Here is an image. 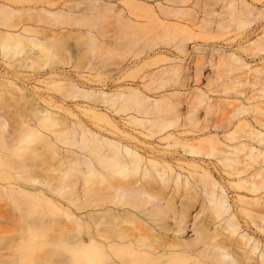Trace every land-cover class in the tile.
Returning <instances> with one entry per match:
<instances>
[{"label":"bare ground","instance_id":"bare-ground-1","mask_svg":"<svg viewBox=\"0 0 264 264\" xmlns=\"http://www.w3.org/2000/svg\"><path fill=\"white\" fill-rule=\"evenodd\" d=\"M105 22L141 49L136 57L145 53L115 68L114 90L97 79L106 63L95 52L123 46L103 39ZM260 27L264 0H0V209L17 218L22 259L264 264V104L217 116L225 103L215 107L202 90L162 94L208 77L214 46L197 40L225 33L248 41L233 47L244 54L223 51L218 63L263 93L264 56L261 66L248 60L264 54V34L252 35ZM45 246L63 257H36Z\"/></svg>","mask_w":264,"mask_h":264},{"label":"rangeland","instance_id":"rangeland-1","mask_svg":"<svg viewBox=\"0 0 264 264\" xmlns=\"http://www.w3.org/2000/svg\"><path fill=\"white\" fill-rule=\"evenodd\" d=\"M107 23H108V21H106ZM106 22H105V24H106ZM259 26H261V25H259ZM103 27L106 29H104L103 30V36L104 35H106L105 37H103V39L104 40H107V41H109V42H112V41H120V44H123V46L118 50V51H120V52H118V51H113L114 49H111V51L109 52L108 50L110 49V48H112V47H109V45L107 46V45H104V47L102 46V48H106V50H107V52H103V50H101V53L103 52V54H101V53H99L98 51H96L95 52V54L94 55H96V57H98L99 58V63H101L102 61H105V67H102V71L100 70V72H99V74H97L98 76H99V78L97 77V79L98 80H100L101 81V85H105V86H108V88L107 89H110V90H114V89H116V87H112L111 85V82H112V76H114V74H115V68H117V67H119V68H126V67H129V66H131V65H134V62L135 61H137V58L138 57H136L135 56V54L137 55V53L138 52H140V48L138 49V47H134V46H132L131 44H130V41H129V37H127V36H125V38L124 37H122V34H121V36L120 35H118L117 37H115V38H113L112 36H113V32H109V29H108V24H106V25H103ZM256 27H258V24L256 25ZM256 29V28H255ZM262 31H261V30ZM260 29L258 30V32L256 31L255 32V34H254V32H253V36H257V37H260V36H263L262 34H264V27H260ZM63 31H67V29H65V30H63ZM108 32V33H107ZM263 32V33H262ZM232 33H234V32H232ZM226 34V35H225ZM224 35L223 34H217V37L214 39V36H213V39L212 38H210V37H212V36H210L209 37V39L207 38V39H205V41H203V40H197V43H201L200 45H203L204 47H207V49H208V46H210V47H213V48H215L216 50V54L214 53L215 51H213V48H212V50H211V48L209 47V50H211V52H213V54L215 55H213V56H210V55H212V54H210L209 56H208V62L205 64V67H206V69L204 68V70L206 71L205 73H204V75L205 76H208V77H203L202 79H201V81L200 82H198L197 84L195 83V82H191V81H189L187 84H188V86L187 85H185V86H182V83H181V81H179L180 83H177V84H174V85H172V86H169V87H167V88H164L163 89V91H162V94H167V93H170V92H172V91H175V90H177V91H181L184 95H182V97H187V96H189V97H191V96H193L194 94H198L199 92H201V90L203 91V93L204 92H206V94L208 95V96H210L211 97V99H213V100H211V101H213L214 103H215V101H217L216 103H215V107H218L219 105H220V101H221V105H224V104H222V103H225V105H224V107L226 106L227 108L225 109H223L222 107H221V111L223 112V114L221 113V111H220V113L221 114H219V110H220V108H216L217 109V111L215 112V115H217V116H219V115H222V116H230V115H232L233 113V111L235 110L236 111V109H237V107L239 108L240 106L242 107V106H245V107H247V109L248 108H250V107H252L254 104H260V105H262V104H264V92L263 93H261L260 92V85H257L256 86V90H258L257 92L255 91V88L253 87V86H251V87H247L246 86V88H242L241 87V85H239V83L237 82V80H233V78L234 77H237L238 75H239V71H237V74H236V72L234 71V69L231 67L230 68V71H229V69H228V67H226L225 65H223V64H221L220 62V64L218 63V59H217V57L220 59V54L223 52V51H226V50H233L234 48H237L238 49V44L240 43V41H241V43H244L243 45H245V44H247V43H245L246 42V40L248 41V38L247 39H244V35L243 36H238L237 37V35L235 36L234 34L232 35L231 33H225ZM229 34H231L233 37H231ZM221 35H223V36H225L224 38L225 39H223V37L221 36ZM227 35H229V36H227ZM218 36H221V37H219L218 38ZM253 36H251V37H253ZM105 38H107V39H105ZM122 38V39H121ZM128 38V39H127ZM112 39H114V40H112ZM227 39V40H226ZM230 39V40H229ZM123 40V41H122ZM206 40H207V42H206ZM237 40V41H236ZM200 41V42H199ZM222 44H221V43ZM71 43H73V45L75 46V47H77V48H79L80 46H79V44H78V42H75V41H71ZM119 43V42H118ZM197 43H195V44H191L190 45V51L192 52V57H195V56H197L198 54H196V51H194V49H195V45H197ZM224 43V44H223ZM234 43V44H233ZM131 46H129V45ZM208 45V46H206V45ZM219 44V45H218ZM127 45H128V47H127ZM213 45V46H212ZM218 47H217V46ZM221 45V46H220ZM223 45V46H222ZM219 46H220V48H219ZM236 46V47H235ZM248 48L250 47V46H248V45H246ZM127 47V48H126ZM234 47V48H233ZM252 47H253V45H252ZM256 47V46H255ZM109 48V49H108ZM133 48V49H132ZM137 48V49H136ZM194 48V49H193ZM225 48V49H224ZM229 48V49H228ZM251 48V47H250ZM101 49V48H100ZM135 49V50H134ZM193 49V50H192ZM220 49V50H219ZM99 50V49H98ZM105 50V51H106ZM137 50V51H136ZM219 50V51H218ZM236 52H238V53H242V52H240V50H236V49H234ZM258 50V49H257ZM256 50V51H257ZM259 50H260V48H259ZM259 50L256 52L257 54H258V52H259ZM100 51V50H99ZM221 51V52H220ZM118 52V53H117ZM142 52V51H141ZM144 53V52H143ZM260 53V52H259ZM261 53H263V51L261 52ZM101 56H100V55ZM194 54V55H193ZM242 54H244V53H242ZM258 55H260V56H257L258 58H256V57H253V56H251L252 57V60H250L251 59V57H250V59H248L249 60V62H252V64H254V65H256V66H261L262 65V63H260V61H261V59H259V58H262L263 56H264V54H258ZM263 55V56H262ZM103 56V57H102ZM143 56H145V53L143 54V55H140L139 56V58H143ZM135 57V58H134ZM215 58V59H213V58ZM138 58V59H139ZM210 58V59H209ZM253 58L255 59L254 61H253ZM102 59V60H101ZM212 59V60H211ZM101 60V61H100ZM211 63H210V62ZM217 61V62H216ZM133 62V63H132ZM208 63H210V65H208ZM212 63H216L215 65H216V69L214 68L215 66L212 64ZM255 63H257V64H255ZM114 64H116V65H114ZM119 64V65H118ZM211 64H212V66H214V67H211ZM218 64L220 65V67L218 66ZM207 65H208V67H207ZM223 65V66H222ZM210 66V67H209ZM217 66H218V69H217ZM0 67H1V69H2V71L4 70V69H7V65H5L2 61H0ZM4 67V68H3ZM224 69H223V68ZM193 67H191V69H190V72H192L193 73V69H192ZM209 68V69H208ZM212 68H214L215 70H213L212 71ZM151 70V69H150ZM212 71V73H211V71H210V73L208 72V71ZM222 70H225V71H228V72H230L231 74H229L228 75V77H227V74H225L226 72L225 71H222ZM216 71V72H215ZM232 71H233V74H232ZM145 71H140V72H138L137 74V78L136 79H138V78H140L141 76H143V73H144ZM204 72V71H203ZM223 73V76H222V73ZM191 73V74H192ZM208 73V74H207ZM212 74V75H211ZM215 74V75H214ZM96 75V76H97ZM101 75V76H100ZM210 75H211V77H210ZM222 76V79H221V77L219 78L218 76ZM225 76V77H224ZM210 77V78H209ZM217 77H218V79H217ZM204 78H206V79H204ZM203 79H204V81H203ZM214 79V80H213ZM220 79V80H219ZM210 80V81H209ZM212 80V81H211ZM215 80H216V83H214L215 82ZM223 80H225V81H223ZM226 80H228V81H226ZM21 81V80H20ZM202 81H203V83H202ZM108 82V83H107ZM207 82H208V84H207ZM224 82V83H223ZM226 82H227V87L225 88V89H222V87H223V85L224 86H226L225 84H226ZM231 82V85L229 84V83ZM232 82H233V84H232ZM104 83V84H103ZM211 83V84H210ZM191 84V85H190ZM237 84H238V86H237ZM34 85V83H32L30 86L32 87ZM222 85V86H221ZM236 86V87H235ZM240 86V87H239ZM112 87V88H111ZM253 87V88H252ZM197 88H199V89H197ZM230 88V89H229ZM234 89V90H233ZM197 90H199V91H197ZM227 90H229V91H231V93H229ZM239 90V91H238ZM254 90V91H253ZM187 91H189V92H187ZM196 91V92H195ZM224 91V92H223ZM238 91V92H237ZM255 92L254 94L256 95V99H249V98H251L253 95H252V93L253 92ZM184 92H186V93H184ZM191 92V93H190ZM222 92V93H221ZM228 92V93H227ZM242 92H244V94L243 95H241L242 94ZM224 93V94H223ZM226 93V94H225ZM238 93H241V94H238ZM193 94V95H192ZM191 95V96H190ZM218 101H219V103H218ZM225 101V102H224ZM230 102V103H229ZM218 103V104H217ZM229 103V104H228ZM232 103V105L230 106V104ZM252 105V106H251ZM236 106V107H235ZM215 109V110H216ZM233 109V110H232ZM224 110H225V113H224ZM231 110V111H230ZM203 111V110H202ZM226 111H228V112H226ZM234 111V112H235ZM227 113V114H226ZM152 141V140H151ZM154 144H155V142H153ZM155 145H158V143L157 144H155ZM160 146V145H159ZM163 147V146H162ZM242 156H243V153L241 154ZM209 161V162H208ZM212 163V164H211ZM213 163H214V165H213ZM218 164V161L215 159V158H209V159H206V164L210 167V169L212 168V170L214 171V172H216L217 173V176H218V169H217V167L215 166V164ZM258 165V164H257ZM215 168H216V170H215ZM220 180H222V177L220 178ZM222 182H225L224 181V179L222 180ZM233 192V190L231 191L230 190V201H231V203L233 204L235 201H236V197H235V195H236V193H232ZM233 197V198H232ZM234 202H233V201ZM4 207V206H3ZM3 208L1 207V209H0V241H2V239L4 240V239H10V242L12 243V245L13 246H11V247H8V248H4V249H1L0 250V262L2 261V262H4V261H7L10 257H12L13 258V260H15V261H22V264H28L27 262H25L23 259H22V257H23V253H22V251H21V249H19V246L23 243V240L21 239V240H18V241H14L16 238H17V236H18V231H21V229H20V227L19 226H15L14 224H13V222H14V220H16L17 218L16 217H14L15 216V214L13 215L12 213H14L13 211H12V213H11V211H9V209H8V211L6 210V208H4L3 210H2ZM8 213V214H7ZM10 214V217H8V215ZM12 214V215H11ZM37 215H35L34 217H36ZM2 217H3V219H2ZM14 217V219H10V218H13ZM49 217V216H48ZM48 217L46 218V219H48ZM6 220V221H5ZM50 220V217H49V219L47 220V221H49ZM13 221V222H12ZM60 224H59V226H57V224L56 225H54V224H52V227H54L52 230V232H51V238L52 239H58L60 236H59V233H58V231H59V228H60ZM59 227V228H58ZM1 243V242H0ZM1 246H3V244L1 243ZM51 248V246H45V247H43L42 249H41V251L40 252H38L37 253V255H36V257H41V255H42V257H52L53 259H60V258H62L63 257V254H64V252H62L63 250H61V248L62 247H56V251L58 252V251H61V253L59 252V253H47L46 254V251H48L49 249ZM43 251H45V253L43 252ZM66 254V253H65Z\"/></svg>","mask_w":264,"mask_h":264}]
</instances>
